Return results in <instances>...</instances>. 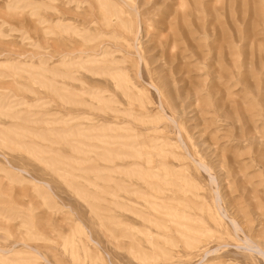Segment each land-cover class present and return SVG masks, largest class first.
<instances>
[{
  "label": "rangeland",
  "instance_id": "obj_1",
  "mask_svg": "<svg viewBox=\"0 0 264 264\" xmlns=\"http://www.w3.org/2000/svg\"><path fill=\"white\" fill-rule=\"evenodd\" d=\"M0 264H264V0H0Z\"/></svg>",
  "mask_w": 264,
  "mask_h": 264
},
{
  "label": "bare ground",
  "instance_id": "obj_2",
  "mask_svg": "<svg viewBox=\"0 0 264 264\" xmlns=\"http://www.w3.org/2000/svg\"><path fill=\"white\" fill-rule=\"evenodd\" d=\"M82 4V3H81ZM112 22V21H111ZM134 48V47H133ZM105 50V49H104ZM78 53H80V52H78ZM77 53V54H78ZM81 54V53H80ZM86 54V53H85ZM70 55V54H69ZM75 55V54H74ZM91 58V59H90ZM139 58V57H138ZM89 59V63L87 64V65H91V63L92 64H94L95 62H96V60L94 59V57H89L88 58ZM63 60H64V58H63ZM80 60V59H79ZM84 62H85V60H84ZM84 62H82V63H84ZM79 63V62H78ZM81 63V62H80ZM80 63L78 64V65H80ZM98 63V62H97ZM113 63V62H112ZM111 63V64H112ZM115 64H117V63H119V61H115L114 62ZM113 63V64H114ZM85 64V63H84ZM82 65V64H81ZM92 66V65H91ZM83 67V66H82ZM84 68V67H83ZM87 68H89V67H87ZM92 68V67H91ZM90 68V69H91ZM97 69V68H96ZM92 71L93 70H95V69H91ZM91 70H88V69H86V68H84V72L86 73V72H88V73H90V72H92ZM97 70H100V69H97ZM113 71V69L111 70V72ZM115 72L117 71V72H122V71H120L118 68H116L115 70H114ZM100 72V71H99ZM114 73V72H113ZM100 74H101V72H100ZM102 74H104V73H102ZM109 74V73H108ZM94 75V74H93ZM94 76H96V75H94ZM109 76V75H108ZM120 89V88H119ZM93 91V90H92ZM123 93V92H122ZM92 94H93V92H92ZM85 95V94H84ZM96 95V94H95ZM104 96V95H103ZM96 99V98H95ZM103 103V102H102ZM84 104V103H83ZM98 110H100V109H98ZM171 122V121H170ZM173 122V121H172ZM175 125V124H174ZM176 126V125H175ZM115 139V138H114ZM117 141V140H116ZM134 145V144H133ZM131 146V145H130ZM126 147H127V145H126ZM128 148V147H127ZM131 148V147H130ZM133 149H135V147L134 148H132L131 150H133ZM134 153L136 152V149H135V151H133ZM137 154H138V152H137ZM137 154H135V155H137ZM134 156V155H133ZM198 166V165H197ZM203 167V166H202ZM220 211V210H219ZM219 214V213H218ZM231 223H232V225L233 226H235V223L233 222V221H231ZM238 226V225H237ZM234 228H236V227H234ZM246 237V236H245ZM243 245H245V247H246V250L248 249H250V251H252L251 249H254V250H257L258 251V247L250 240V239H245V241L243 242ZM214 250V249H213ZM216 250H214V252H215ZM213 252V251H212ZM212 252H205L204 253V255H207V254H211ZM258 253L261 255L262 254V252H260V250L258 251ZM213 255V254H212ZM263 255V254H262Z\"/></svg>",
  "mask_w": 264,
  "mask_h": 264
}]
</instances>
